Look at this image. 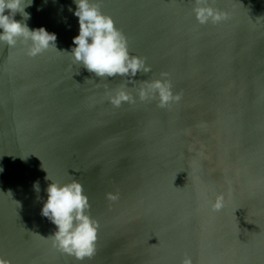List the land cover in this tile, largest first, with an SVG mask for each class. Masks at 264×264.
<instances>
[{
  "label": "water",
  "instance_id": "1",
  "mask_svg": "<svg viewBox=\"0 0 264 264\" xmlns=\"http://www.w3.org/2000/svg\"><path fill=\"white\" fill-rule=\"evenodd\" d=\"M99 2L131 54L151 66L135 79L167 72L182 98L165 108L138 96L113 106L109 95L127 78L100 79L70 54L75 0H32L26 23L56 34L57 49L30 57L28 45L0 42V256L181 264L187 254L193 264H264V0H210L229 18L204 25L194 0ZM47 172L83 183L99 221L93 257L79 261L47 238L56 231L42 215ZM220 193L223 207L213 211Z\"/></svg>",
  "mask_w": 264,
  "mask_h": 264
},
{
  "label": "clouds",
  "instance_id": "2",
  "mask_svg": "<svg viewBox=\"0 0 264 264\" xmlns=\"http://www.w3.org/2000/svg\"><path fill=\"white\" fill-rule=\"evenodd\" d=\"M32 0H0V42L14 47L17 43L28 45L27 55L35 57L49 49L56 48V34L45 27L30 29L26 21L30 14L25 8ZM75 15L79 18V35L74 37L75 47L71 50L74 62L83 65L96 77L108 80L109 77H125L114 94L109 95L110 103L120 107L123 103H135L137 96L141 102L157 100L161 108L181 100V94L173 91L170 74L161 72L159 78L137 81L138 74L151 72L146 57L133 55L128 40L119 29L110 14L103 12L99 0H75ZM71 10V9H70ZM193 11L199 24H218L229 18L226 10L214 7L210 0H194ZM20 13L23 20L15 19ZM57 49V48H56ZM139 82L136 95L128 90V84ZM2 171V169H0ZM48 173V172H47ZM51 180L47 187V200L42 215L55 226L54 234L47 238L61 252L75 257L79 261L91 258L96 252L99 221L90 212L89 196L83 183L78 179L61 183L53 180L49 173L45 177ZM39 191V184L35 185ZM110 201L117 200L118 194H106ZM225 196L220 193L211 204L213 211H219ZM0 264H12L10 259L0 256ZM181 264H193L192 257L185 255Z\"/></svg>",
  "mask_w": 264,
  "mask_h": 264
}]
</instances>
